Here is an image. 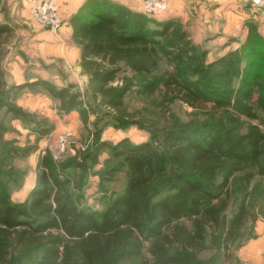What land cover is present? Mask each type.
Here are the masks:
<instances>
[{
	"label": "trees",
	"instance_id": "trees-1",
	"mask_svg": "<svg viewBox=\"0 0 264 264\" xmlns=\"http://www.w3.org/2000/svg\"><path fill=\"white\" fill-rule=\"evenodd\" d=\"M70 24L87 77L85 93L118 120H129L123 103L129 93L148 97L160 86L205 119L150 130L149 142L111 147L125 166V181L100 211L81 206L73 187L78 182L48 151L39 154L35 184L22 202L10 200V176L6 179L0 167V264L229 262L256 194L254 182L264 181V132L242 119L258 120L257 111L264 114V72L243 66L245 52L264 43L252 22L245 23L248 33L239 50L207 65L170 21H153L108 0H87ZM8 32L0 22V38ZM156 53L168 60L171 71L144 79ZM121 73L129 77L113 86ZM32 86L42 88L61 112H76L85 126L95 115L73 84L56 87L38 80ZM22 87L0 80V113L26 116L11 100ZM98 136L94 154L83 152L74 164L82 174L85 162L96 163L99 151L108 147ZM208 243L214 253L201 259Z\"/></svg>",
	"mask_w": 264,
	"mask_h": 264
},
{
	"label": "rangeland",
	"instance_id": "rangeland-1",
	"mask_svg": "<svg viewBox=\"0 0 264 264\" xmlns=\"http://www.w3.org/2000/svg\"><path fill=\"white\" fill-rule=\"evenodd\" d=\"M143 1L139 0L134 12L142 13ZM162 1L167 3V11L163 15L150 17L142 14L153 21L168 20L172 30L184 32L187 40L195 47L196 53L203 55L204 65L216 63L228 53L241 48L248 33L244 24L247 21L252 22L258 37L264 40V18L261 20L258 17L260 13L262 17L264 9H254L251 13L250 7L243 8L240 12L241 25H233L226 23L227 16L215 12L212 6H202L203 0ZM7 3L8 0H0V21L9 29V32L0 38V80L8 86H23L14 90L11 100L26 114L24 118L16 119L4 110L0 113L3 126L0 134V167L8 175L6 179L10 176L7 180V190L12 202L25 200L35 184L37 158L41 152L48 151L54 162L63 166L64 173L78 182L76 183L79 185L74 184L73 187L75 194H79L81 206L100 211L107 206L114 194L121 190L125 181V166H120L111 147L122 143L138 145L149 142L150 130L160 132L172 123L183 125L204 121L205 117L201 113L171 99V94L166 93L161 86L148 97L129 93L123 100L129 120H118L116 115L103 107L99 101L86 95V77L82 73L67 72L63 67V60L45 47L47 39L40 33L58 35L63 26L59 8L60 26L52 30L31 18L29 5L27 11L20 5L14 10L10 9ZM233 21L238 22L235 18ZM148 26L155 28L153 23ZM245 63L252 65L253 72H264V43H257L255 48L250 47L245 52L243 66ZM167 71H171L168 60L156 53L152 57L149 75L144 79L151 80ZM124 77L129 75L119 74L112 85L120 84ZM38 80L47 81L56 87L75 85L95 111V115L89 117L88 125L81 123L76 112H61L58 103L42 88L32 86V83ZM141 81L143 79L138 80L137 84ZM208 107L209 105L206 106L207 109ZM257 116L258 120L245 117L242 119L259 125L264 132V114L257 111ZM97 134L99 140L107 143L108 147L99 151L96 163H92L91 159L85 162L87 172L82 174L74 164L80 161L81 153L94 154ZM59 137H66V144L64 151L57 154L56 142ZM33 148L35 150L29 154H22L24 150ZM110 169L114 172L111 175L106 174ZM254 185L256 194L250 201L249 213L232 246L231 259L225 264L249 263L244 258L243 247H264V181L257 178ZM213 253L214 250L208 243L200 257L209 259Z\"/></svg>",
	"mask_w": 264,
	"mask_h": 264
},
{
	"label": "crops",
	"instance_id": "crops-1",
	"mask_svg": "<svg viewBox=\"0 0 264 264\" xmlns=\"http://www.w3.org/2000/svg\"><path fill=\"white\" fill-rule=\"evenodd\" d=\"M31 1L32 0H8L7 4L10 9L16 10V7H18V5L22 6L23 9H26ZM86 1L87 0H57V6L59 8V11L63 19V26L59 30L58 35L53 36L46 33L45 34L40 33L41 36L47 39V42H45V47L50 52L53 51L54 56H57L63 60V67L64 69L66 68L67 72H72L74 74L82 73V71L80 67V51L72 39V28L70 24V19ZM108 1H111L114 4L124 7L130 11H135L136 10L135 8H137L136 6L138 5L139 2V0H108ZM197 2L198 1H196L195 3L197 4ZM201 4L202 6L204 5L209 7L212 6L213 7L212 9L215 12H221L222 16L226 15L227 16L226 23L228 24L232 23L233 25L236 24L241 25L240 16L242 15V13L240 12L243 10V8L250 7L252 9L251 13L255 11L251 7V3L249 2V0H203ZM204 8L206 9V7ZM170 10L171 9L168 5V13L171 12ZM258 17L262 20V18H264V14H262L261 17V13H260L258 14ZM234 18L235 20H238V22L233 21ZM253 19L254 20L256 19L255 14L253 16ZM243 250H244L243 252L244 258L247 261H249V263L251 264L264 263V247L262 245L255 246L253 248L243 247Z\"/></svg>",
	"mask_w": 264,
	"mask_h": 264
},
{
	"label": "built area",
	"instance_id": "built-area-1",
	"mask_svg": "<svg viewBox=\"0 0 264 264\" xmlns=\"http://www.w3.org/2000/svg\"><path fill=\"white\" fill-rule=\"evenodd\" d=\"M253 9H264V0H249ZM142 13L150 17H159L167 11V3L162 0H144L141 7ZM31 18L38 24L52 30L60 26L57 0H32L29 3ZM66 137H59L56 142L57 154L64 151ZM250 264V263H243Z\"/></svg>",
	"mask_w": 264,
	"mask_h": 264
}]
</instances>
